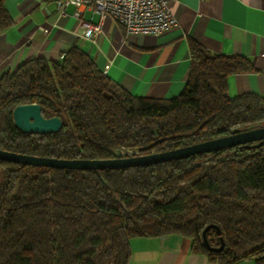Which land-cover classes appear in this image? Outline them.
Listing matches in <instances>:
<instances>
[{"label": "trees", "instance_id": "trees-1", "mask_svg": "<svg viewBox=\"0 0 264 264\" xmlns=\"http://www.w3.org/2000/svg\"><path fill=\"white\" fill-rule=\"evenodd\" d=\"M0 0V30L13 18ZM177 96H133L78 47L33 58L0 77V149L56 158L108 159L176 148L264 122V96L226 94L245 57L189 42ZM58 116L53 133H24L16 105ZM210 156L209 159H207ZM206 232L211 247L202 241ZM179 234L215 264H264V145H237L148 166L72 170L0 160V264H127L129 240Z\"/></svg>", "mask_w": 264, "mask_h": 264}, {"label": "crops", "instance_id": "crops-1", "mask_svg": "<svg viewBox=\"0 0 264 264\" xmlns=\"http://www.w3.org/2000/svg\"><path fill=\"white\" fill-rule=\"evenodd\" d=\"M168 5L175 27L157 35H134L89 6L80 7L76 17L72 5L61 14L56 0H5L13 23L0 30V77L30 59L58 60L78 47L129 94L166 99L183 90L189 42L195 41L211 53L250 60L253 70L228 75L229 97L264 96V0H169ZM83 22H101V32L87 37ZM129 247L127 264H215L192 252L190 239L179 234L131 238Z\"/></svg>", "mask_w": 264, "mask_h": 264}, {"label": "water", "instance_id": "water-1", "mask_svg": "<svg viewBox=\"0 0 264 264\" xmlns=\"http://www.w3.org/2000/svg\"><path fill=\"white\" fill-rule=\"evenodd\" d=\"M12 117L14 125L24 133H53L59 131L62 125L61 119L58 116L45 117L41 112L40 105L37 103L16 105L12 110ZM237 145H241L243 148L251 149H257L264 145V124H250L243 128L236 127L230 130L228 134L222 136L146 154H135L131 156L108 159H66L29 155L0 149V160L19 165H30L35 167H48L56 169H122L165 163L197 154L212 153L214 151L234 147ZM209 158L210 156L207 159ZM210 228H216L219 232V228L217 225H207L201 233L202 241L208 250L220 251L224 246L222 237H220L219 239V246L211 247L208 244L206 232Z\"/></svg>", "mask_w": 264, "mask_h": 264}, {"label": "built area", "instance_id": "built-area-1", "mask_svg": "<svg viewBox=\"0 0 264 264\" xmlns=\"http://www.w3.org/2000/svg\"><path fill=\"white\" fill-rule=\"evenodd\" d=\"M169 0H56L63 13V7H75L74 16H79L80 7L89 6L100 15H109L120 25L125 33L134 35H157L177 25L172 14ZM87 37L97 36L101 32V22L91 24L83 22ZM44 32L47 30L44 29ZM131 155L130 150L123 153Z\"/></svg>", "mask_w": 264, "mask_h": 264}, {"label": "rangeland", "instance_id": "rangeland-1", "mask_svg": "<svg viewBox=\"0 0 264 264\" xmlns=\"http://www.w3.org/2000/svg\"><path fill=\"white\" fill-rule=\"evenodd\" d=\"M263 124H264V122H261V123H260V125H263ZM257 125H258V124H257Z\"/></svg>", "mask_w": 264, "mask_h": 264}]
</instances>
